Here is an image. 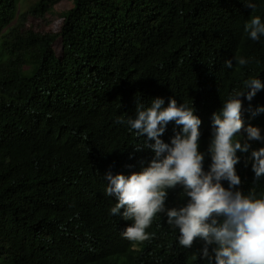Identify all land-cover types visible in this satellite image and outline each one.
Wrapping results in <instances>:
<instances>
[{"label":"trees","instance_id":"1","mask_svg":"<svg viewBox=\"0 0 264 264\" xmlns=\"http://www.w3.org/2000/svg\"><path fill=\"white\" fill-rule=\"evenodd\" d=\"M64 1L72 7L59 14V31L40 32ZM251 2L254 10L244 0H35L21 11L24 0H0L1 263L82 255L86 264H208L202 242L181 247L163 214L149 242L131 252L134 241L122 235L131 221L110 214L117 201L105 194V176L138 173L155 157L144 144L154 141L117 123L134 119L137 103L162 98L167 107L174 98L212 127L213 114L244 90L241 118L248 124L253 114L264 128V87L249 101L243 83L264 85V37L244 32L253 16L264 22V0ZM174 130L170 122L159 138L170 144ZM185 200L177 189L168 208Z\"/></svg>","mask_w":264,"mask_h":264},{"label":"clouds","instance_id":"2","mask_svg":"<svg viewBox=\"0 0 264 264\" xmlns=\"http://www.w3.org/2000/svg\"><path fill=\"white\" fill-rule=\"evenodd\" d=\"M244 4L256 8L251 0ZM244 32L253 41L264 37L261 17H251ZM233 59L241 67L249 63L243 57ZM224 67L232 69L233 60H225ZM243 83L244 89H250L245 97L249 101L264 87L258 78ZM244 95V90L234 92L213 114L212 127L200 126L194 109L178 106L174 98H169L167 107L162 98L153 99L148 107L137 103L134 119H117L138 138L154 141H144L155 157L142 171L105 176V194L117 201L110 214L131 221L122 233L134 241L129 244L131 252L149 242L151 229L162 225L163 214L172 230L178 229L181 247L202 242L200 256L208 264H264V198H257L262 192L256 183L264 179V128L255 124L253 114L248 115V124L241 118ZM170 122L180 131L174 130L168 144L159 137ZM177 189L185 203L168 208V199ZM116 257L127 260L123 252L116 251ZM63 264L86 263L82 255H75Z\"/></svg>","mask_w":264,"mask_h":264},{"label":"rangeland","instance_id":"3","mask_svg":"<svg viewBox=\"0 0 264 264\" xmlns=\"http://www.w3.org/2000/svg\"><path fill=\"white\" fill-rule=\"evenodd\" d=\"M35 0H24V5L20 7V10H26ZM72 5L70 2L64 1L59 3L53 9V14L47 15L45 20L38 24V30L40 32H49V33H57L59 31V27L61 24V19L59 14L71 9ZM60 45L59 42L55 46V52L57 54L60 53ZM0 264H3L0 262Z\"/></svg>","mask_w":264,"mask_h":264}]
</instances>
